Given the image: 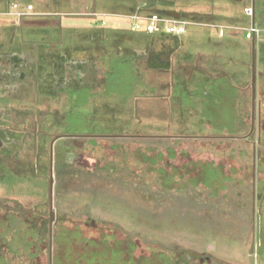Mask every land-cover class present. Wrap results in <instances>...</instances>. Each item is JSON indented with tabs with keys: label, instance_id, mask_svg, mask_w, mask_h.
<instances>
[{
	"label": "crops",
	"instance_id": "obj_1",
	"mask_svg": "<svg viewBox=\"0 0 264 264\" xmlns=\"http://www.w3.org/2000/svg\"><path fill=\"white\" fill-rule=\"evenodd\" d=\"M254 1L257 23L264 28V0H13L21 7H8L10 12L0 1L4 138L22 139V131L34 130L33 121L39 116V130L47 126L62 132L65 128L70 135L65 141L68 152L86 159L88 147L115 150L120 144L121 149L123 142L134 139L137 129L149 130L152 142H167L179 138L168 133L174 129L247 128L253 109L254 65L257 98L264 90V36L254 47L244 30L237 28L251 26L253 19L244 9ZM26 2L40 11L59 9L66 14L89 7L115 14L143 7L149 16L174 18L178 13L179 19L193 24L176 37L133 31L128 19L114 18L107 25L99 18L74 15H65L61 21L20 20L14 14ZM228 99L234 106L233 123L219 115L224 114ZM259 107L255 104L256 112ZM16 114L23 116L16 119ZM25 139L26 145H33ZM19 207V214L0 209V216H14L21 225L13 228V221H7L11 233L0 234V264H28L36 258L30 251L42 236L29 235L24 226L36 221L33 205ZM12 243L24 246L11 249Z\"/></svg>",
	"mask_w": 264,
	"mask_h": 264
},
{
	"label": "rangeland",
	"instance_id": "obj_2",
	"mask_svg": "<svg viewBox=\"0 0 264 264\" xmlns=\"http://www.w3.org/2000/svg\"><path fill=\"white\" fill-rule=\"evenodd\" d=\"M231 100L219 114L226 123L234 122ZM136 132L121 149L120 144L115 150L86 149V163L75 164L69 184L54 195V212L65 219L54 220L52 244L48 217L34 216L36 221L24 224L29 235L42 236L33 243L30 253L36 258L28 264H56L59 258L63 264H106L117 248L122 250L120 264H132V257L133 264H146L153 255L157 259L151 264H159V256L160 264L165 257L172 264H250L253 241L256 264H264V144L255 147L254 161L253 145L207 140L233 130L202 131L206 140L167 142H152L147 129ZM248 132L243 129L241 134ZM168 133L201 134L176 129ZM262 136L264 142V123ZM4 185L0 181V193L9 194L1 190ZM10 185L15 188L6 199L10 206L35 204L29 193L34 189ZM38 208L48 213L45 206ZM4 217L0 234L6 235L11 229ZM10 218L13 228H21L20 219ZM22 246L12 243L11 249Z\"/></svg>",
	"mask_w": 264,
	"mask_h": 264
},
{
	"label": "flooded vegetation",
	"instance_id": "obj_3",
	"mask_svg": "<svg viewBox=\"0 0 264 264\" xmlns=\"http://www.w3.org/2000/svg\"><path fill=\"white\" fill-rule=\"evenodd\" d=\"M3 1L6 5V9L8 10V7H12L13 9H19L21 5L18 3L13 4V0H0ZM112 3L117 2L118 0H109ZM12 2V3H11ZM256 1L253 2V4L249 7H246L244 9V12L246 13V9L250 8L252 11V15H248L250 18L253 19L251 25L255 27H259L261 29V36L259 39L252 38L248 39L245 34V29L248 27H240L237 28V30H244L242 31L243 34H245V38L252 43L254 47H256L257 42H259L262 39V36H264V28H262L256 20ZM23 10L20 12L22 15L17 16L18 19L24 20L26 18H35V17H44L47 19H60L65 15H74L75 17H91V18H99V21L103 22V24L107 25L114 21L115 19H128L133 27V16L134 15H140V16H149L145 14L144 12L145 8L143 7H137L134 12L130 13H101L96 10L95 8H87L83 11L78 12H71V13H65L62 12L59 9H53V10H37L35 5L26 2L25 5H23ZM10 9V8H9ZM8 12H10L8 10ZM9 14V13H8ZM16 16V15H15ZM134 31V30H133ZM143 31V30H140ZM144 32V31H143ZM222 32V31H221ZM144 34L148 36H152L155 34H150L147 32H144ZM165 34V33H162ZM224 35V34H223ZM27 60V59H26ZM28 62V60H27ZM255 67V65H254ZM253 67V76L255 68ZM256 76V74H255ZM257 77V76H256ZM255 90V92H254ZM252 94H253V109L251 111V115L249 117L250 123L247 124V128L249 129V132L245 135L241 134L243 129H235L233 130V133L228 136H211L210 139L207 140H229L231 142H238L239 144H246V145H253L254 146V161H256V152L257 148L255 147L260 146L264 144L263 142V106L262 102H264V97H258L257 98V90H256V81H255V88L252 83ZM255 104H261V107H259V111L256 112ZM23 115H15L16 119H21ZM26 116V115H25ZM27 117V116H26ZM6 120L5 113L0 112V181L3 182L5 185L1 190H10L9 194H11L12 190L15 189L10 185V181L13 186H18L17 189H34L29 190L30 195H34L35 198V204H33V212L31 213L36 218H47L50 221L51 225V210L54 211V195L58 192L60 193V187H64L65 184H69L71 178L74 175V165H83L86 163V159H84L81 156H77L75 154H70L68 150L70 149L69 146L65 145V141L70 136L66 129L62 128V132L58 131H51V128L43 127L40 130L38 129L40 124H42L39 116L36 118V120L33 121L34 130H30L28 132H23L21 138H12L9 140L8 138H4V131L5 124H3V121ZM23 123L22 121H17V124ZM27 123V121H26ZM30 124V123H27ZM24 125V124H23ZM50 127V126H48ZM245 128V129H247ZM53 129V128H52ZM55 129V128H54ZM58 130V128H57ZM232 130V129H229ZM9 131V130H7ZM14 133H18V130L13 131ZM21 132V131H20ZM58 132V133H56ZM201 134L195 135V136H174L179 138H194L193 140H206L205 138H208L201 130ZM257 134V138H256ZM8 136V134H6ZM28 141L32 140L33 145L28 146L26 145L25 141L26 139ZM178 138V139H179ZM6 142H14L11 146H4V143ZM4 152H10L8 155L4 154ZM18 156V158H16ZM88 162V161H87ZM89 163V162H88ZM87 163V164H88ZM89 165V164H88ZM53 191V193H52ZM3 193H6V195L0 193V209L11 211V212H17L21 211L19 208L20 202H16L14 206H10L6 199L9 198V194L7 191H3ZM45 193L49 195V202L46 199ZM33 198V199H34ZM45 206L48 210V213L41 212V209L38 207ZM19 207V208H18ZM9 211V212H10ZM25 212V211H22ZM10 216L7 215L4 217V220H10ZM65 218L58 216L57 213L54 212V220L62 222ZM3 220V222H4ZM53 220V223H54ZM7 223V221H6ZM5 223V224H6ZM52 223V224H53ZM51 233V232H50Z\"/></svg>",
	"mask_w": 264,
	"mask_h": 264
},
{
	"label": "built area",
	"instance_id": "obj_4",
	"mask_svg": "<svg viewBox=\"0 0 264 264\" xmlns=\"http://www.w3.org/2000/svg\"><path fill=\"white\" fill-rule=\"evenodd\" d=\"M248 15H252L250 8L246 9ZM16 16H21V13H15ZM132 30H143L147 33H165L180 37L186 33L187 28L193 24L191 20L187 19H174L167 17L158 16H140L134 15L133 17ZM245 34L248 39L256 38L259 39L261 36V29L259 27L250 26L245 29Z\"/></svg>",
	"mask_w": 264,
	"mask_h": 264
},
{
	"label": "trees",
	"instance_id": "obj_5",
	"mask_svg": "<svg viewBox=\"0 0 264 264\" xmlns=\"http://www.w3.org/2000/svg\"><path fill=\"white\" fill-rule=\"evenodd\" d=\"M225 181V180H224ZM223 181V182H224ZM63 233V232H62ZM63 234H65V233H63ZM117 250V253H116V251L114 252L113 251V253H112V256H110V257H107V259H106V264H120L121 262V254H122V250L121 249H119V248H117L116 249ZM117 254V255H116ZM131 257H132V255H130ZM163 257V256H162ZM155 259H157V257H155V255H153V257L151 258V256L149 257V258H146V260H149V263L151 264V263H153L154 262V260ZM158 259H160V261L158 262L159 264H160V262H161V257L159 256V258ZM165 259H166V257H165ZM163 260V264H172V263H169L168 261H167V259L166 260ZM133 260H134V257H132V264H133ZM179 260V259H178ZM63 260H62V258H59L58 259V261L57 262H55L56 264H63V262H62ZM79 262L77 261V264H78ZM149 263H146V264H149ZM185 263V262H184ZM124 264V263H123ZM155 264V263H154ZM173 264H181V262L179 263L178 261L176 262V263H173ZM186 264H187V262H186Z\"/></svg>",
	"mask_w": 264,
	"mask_h": 264
},
{
	"label": "water",
	"instance_id": "obj_6",
	"mask_svg": "<svg viewBox=\"0 0 264 264\" xmlns=\"http://www.w3.org/2000/svg\"><path fill=\"white\" fill-rule=\"evenodd\" d=\"M173 17L175 19H179L181 18V14H175L173 15ZM185 17H188V15H185ZM254 62H255V59H254ZM255 68V67H254ZM255 81H256V76H255V71H254V76H253V85H254V88H255ZM255 92V90H254ZM254 172H255V165H254ZM253 177H255V173L253 174ZM255 186V185H254ZM53 193V191H52ZM53 220H54V211L51 210V228H50V232H51V240H52V232H53ZM255 242L253 241V244L251 245V249L249 251V259H250V264H256V259H255ZM52 262V256H51V260H50V263Z\"/></svg>",
	"mask_w": 264,
	"mask_h": 264
}]
</instances>
